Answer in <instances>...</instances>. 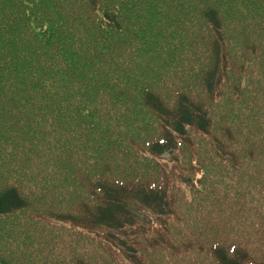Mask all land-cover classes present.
<instances>
[{
  "label": "trees",
  "instance_id": "obj_1",
  "mask_svg": "<svg viewBox=\"0 0 264 264\" xmlns=\"http://www.w3.org/2000/svg\"><path fill=\"white\" fill-rule=\"evenodd\" d=\"M0 264H264V0H0Z\"/></svg>",
  "mask_w": 264,
  "mask_h": 264
},
{
  "label": "rangeland",
  "instance_id": "obj_2",
  "mask_svg": "<svg viewBox=\"0 0 264 264\" xmlns=\"http://www.w3.org/2000/svg\"><path fill=\"white\" fill-rule=\"evenodd\" d=\"M159 160L161 162H163V160L168 161V157L163 158V160L159 158ZM178 172L179 167L176 169L174 175H176ZM40 218L43 219V221L41 222V225L37 228V233L40 236L44 237V239L49 243V247L51 244L56 245L58 251L60 249H63L70 253L72 249V241L75 239L72 237V234L68 230V228H66V226L58 224L54 220H47L46 217L40 216ZM79 250H82L81 242L79 243Z\"/></svg>",
  "mask_w": 264,
  "mask_h": 264
}]
</instances>
